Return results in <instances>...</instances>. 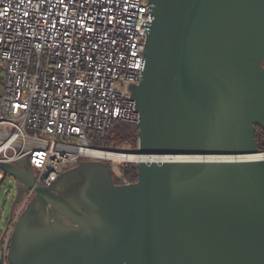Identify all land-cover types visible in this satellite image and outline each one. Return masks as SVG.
Masks as SVG:
<instances>
[{
    "label": "water",
    "instance_id": "obj_1",
    "mask_svg": "<svg viewBox=\"0 0 264 264\" xmlns=\"http://www.w3.org/2000/svg\"><path fill=\"white\" fill-rule=\"evenodd\" d=\"M138 149L148 157L259 153L264 130V0H149ZM109 152V151H103ZM116 185L102 159L35 187L30 160L0 163L18 182L10 264H264V161L135 162ZM80 178L65 195L60 180ZM13 215V211H12Z\"/></svg>",
    "mask_w": 264,
    "mask_h": 264
},
{
    "label": "built area",
    "instance_id": "obj_2",
    "mask_svg": "<svg viewBox=\"0 0 264 264\" xmlns=\"http://www.w3.org/2000/svg\"><path fill=\"white\" fill-rule=\"evenodd\" d=\"M153 21L149 0H0V163L26 158L35 187H50L116 121L138 124L139 85ZM103 151V150H101ZM122 151V150H120ZM244 161H264V150ZM27 191L1 244L2 264Z\"/></svg>",
    "mask_w": 264,
    "mask_h": 264
},
{
    "label": "trees",
    "instance_id": "obj_3",
    "mask_svg": "<svg viewBox=\"0 0 264 264\" xmlns=\"http://www.w3.org/2000/svg\"><path fill=\"white\" fill-rule=\"evenodd\" d=\"M264 65V63H263ZM256 142L260 151L264 150V130L257 127ZM139 129L136 124L116 121L104 139L90 147L103 151L119 152L120 150L133 151L138 149ZM116 175L118 184L136 183L138 180V168L136 163H123Z\"/></svg>",
    "mask_w": 264,
    "mask_h": 264
},
{
    "label": "rangeland",
    "instance_id": "obj_4",
    "mask_svg": "<svg viewBox=\"0 0 264 264\" xmlns=\"http://www.w3.org/2000/svg\"><path fill=\"white\" fill-rule=\"evenodd\" d=\"M96 160V159H95ZM103 162L110 165L111 169L116 175H119L120 167L123 163L131 162H118L108 159H102ZM18 195V182L14 177L6 175L4 172L0 171V264L3 262V250L1 240L3 234L6 232L9 221L12 217V211H16L18 204H15Z\"/></svg>",
    "mask_w": 264,
    "mask_h": 264
},
{
    "label": "bare ground",
    "instance_id": "obj_5",
    "mask_svg": "<svg viewBox=\"0 0 264 264\" xmlns=\"http://www.w3.org/2000/svg\"><path fill=\"white\" fill-rule=\"evenodd\" d=\"M85 152L96 159H108L118 162H163V161H176V160H222V161H233L239 160L244 161L252 158V156H238V157H207V158H189V157H148L141 156L136 154H125V153H112V152H103L101 150H85Z\"/></svg>",
    "mask_w": 264,
    "mask_h": 264
},
{
    "label": "flooded vegetation",
    "instance_id": "obj_6",
    "mask_svg": "<svg viewBox=\"0 0 264 264\" xmlns=\"http://www.w3.org/2000/svg\"><path fill=\"white\" fill-rule=\"evenodd\" d=\"M85 161H91V160H85ZM111 168V167H110ZM112 171V177H113V180L115 182L116 185H124V184H118L117 180H116V174L114 173V171L111 169ZM80 181V178H78V176L74 175L72 178H68L66 180V182H64V180H60L58 182V185L57 187L55 188V192L57 194H62V195H65L66 192L68 190H71L72 189V186L73 185H76L77 183H79ZM126 184H130V183H126Z\"/></svg>",
    "mask_w": 264,
    "mask_h": 264
}]
</instances>
